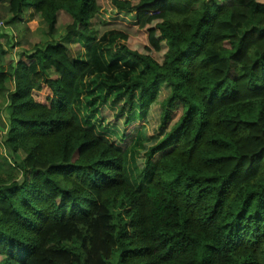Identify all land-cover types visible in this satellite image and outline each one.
<instances>
[{
    "label": "trees",
    "instance_id": "obj_1",
    "mask_svg": "<svg viewBox=\"0 0 264 264\" xmlns=\"http://www.w3.org/2000/svg\"><path fill=\"white\" fill-rule=\"evenodd\" d=\"M29 10L46 36L0 43V264H264V0H0V22ZM104 38L144 80L79 89Z\"/></svg>",
    "mask_w": 264,
    "mask_h": 264
},
{
    "label": "rangeland",
    "instance_id": "obj_2",
    "mask_svg": "<svg viewBox=\"0 0 264 264\" xmlns=\"http://www.w3.org/2000/svg\"><path fill=\"white\" fill-rule=\"evenodd\" d=\"M232 1V0H227ZM241 0H236L239 2ZM70 17L64 13L59 14L58 16V25H57V37L59 40L65 34V28L68 23H70ZM6 22V20H5ZM5 24V23H4ZM6 25L3 29L0 30V33L3 34L0 43L3 45L4 49L7 51V56L4 59V63L16 62L18 59V52L20 48L14 47L11 51L9 50L10 43H18L22 35L27 37H37L43 39L46 36V27L41 23V20L37 14H33L29 10L26 15L23 17L21 25ZM13 44V45H14ZM72 50L77 49V46H70ZM94 54L92 59V67L88 72L87 76L79 83V89H88L91 94L94 91V86L99 81H106L117 86L128 85L135 80H144L145 75L142 71V68L138 65L130 62L122 54L118 53L116 50L115 44H113L109 39L104 38L100 40L96 48H94ZM23 50V49H22ZM234 77V75H232ZM8 88H11V85H7ZM83 90V91H84ZM157 92L159 93L160 99L162 100L168 94V91L165 87H158ZM97 93V91H94ZM85 93L81 95L80 101L75 106V110L81 115L82 110V98ZM6 99L5 94L0 95V122L6 121V116L8 115V109H6ZM159 110L158 105H151L149 108V116L146 119L144 131L140 136L134 141L128 152V162L131 169V177L135 181L134 183L137 186L142 184V175L144 170L141 168L143 166V156L153 140V136H156V129L159 122ZM0 123V133L4 136V129H2ZM6 124V123H5ZM6 152L3 147L0 146V162L8 159ZM5 165H8V160L5 162ZM138 176H141V180L138 179Z\"/></svg>",
    "mask_w": 264,
    "mask_h": 264
},
{
    "label": "built area",
    "instance_id": "obj_3",
    "mask_svg": "<svg viewBox=\"0 0 264 264\" xmlns=\"http://www.w3.org/2000/svg\"><path fill=\"white\" fill-rule=\"evenodd\" d=\"M0 27L3 28L4 27V23L0 22Z\"/></svg>",
    "mask_w": 264,
    "mask_h": 264
}]
</instances>
